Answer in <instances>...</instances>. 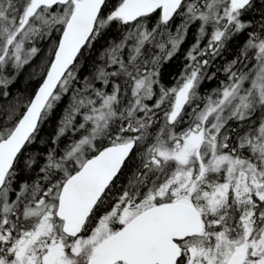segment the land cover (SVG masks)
Wrapping results in <instances>:
<instances>
[{
	"label": "trees",
	"instance_id": "16d2710c",
	"mask_svg": "<svg viewBox=\"0 0 264 264\" xmlns=\"http://www.w3.org/2000/svg\"><path fill=\"white\" fill-rule=\"evenodd\" d=\"M122 2L105 0L89 40L4 180L0 189L2 261H10L13 252L9 254L8 249L35 230L47 211L52 215L54 239L50 234L40 237L34 246L43 250L59 242L65 256L70 254L74 239L61 233L54 216L60 187L87 159L110 145L130 143L132 149L82 233L108 212L129 206L138 209L136 215L154 204L174 202L169 194L147 202L181 167L160 153L176 151L182 139L198 128L206 108L213 109L208 119L221 113L220 127L210 144L215 154L264 169V75L258 78L257 74L264 52V0L243 6H235L232 0H184L168 22L155 11L130 23L120 15ZM31 4V0H0V22L19 26ZM74 8L73 1L38 4L25 23L20 61L13 59L9 49L3 57L5 35L0 36V142L13 131L42 82ZM187 82L191 87L184 107L170 121L176 92ZM227 90H233L228 100L223 97ZM225 180L224 169L199 176L196 194L201 198ZM251 194L249 202L241 204L232 188L228 190L211 217L217 229L228 227L234 232L230 237L237 236L247 208L255 221L264 218V195ZM199 202L191 204L201 210L208 232L209 217ZM117 220L113 217L110 223L113 232L122 225ZM77 255L85 254L70 256Z\"/></svg>",
	"mask_w": 264,
	"mask_h": 264
},
{
	"label": "water",
	"instance_id": "95a60500",
	"mask_svg": "<svg viewBox=\"0 0 264 264\" xmlns=\"http://www.w3.org/2000/svg\"><path fill=\"white\" fill-rule=\"evenodd\" d=\"M70 1L75 8L67 18L58 39L52 60L42 82L35 91L13 131L0 142V189L22 147L34 133L41 113L53 96L78 53L89 40L105 0H36L43 6L64 5ZM184 0H123L120 14L127 23L159 11L168 22ZM243 6L251 0H233ZM187 87L178 95V103L170 113L173 121L186 102ZM130 143L113 144L87 159L61 185L55 216L61 230L76 238L97 201L119 172L131 152ZM202 230L196 207L174 201L154 204L133 217L113 233L102 245L99 264H176L181 257L179 242ZM243 251L236 252L227 264H243Z\"/></svg>",
	"mask_w": 264,
	"mask_h": 264
},
{
	"label": "rangeland",
	"instance_id": "374dc122",
	"mask_svg": "<svg viewBox=\"0 0 264 264\" xmlns=\"http://www.w3.org/2000/svg\"><path fill=\"white\" fill-rule=\"evenodd\" d=\"M31 1V7L26 10L21 20H19V26L13 24L12 21L3 20V24L0 22V36L5 35L3 57L9 49L10 55H13L15 61L21 60L19 56V52L22 49L21 40L25 38V33L27 32L25 23L34 8L39 4L36 0ZM232 2L234 1L232 0ZM234 5L237 6L236 4ZM257 74L258 78L264 75V52L259 57ZM184 86L187 87L188 94L191 82L185 83L176 92L175 106L178 103V95ZM232 91H225L223 97L227 100L230 99L233 97ZM212 111V108L204 110L199 119L198 128H194L182 139V144L176 151H161V156L175 159L181 167L174 177L161 190L157 191V194L149 196L147 202L150 204L158 197H165L166 194H169L168 196L173 201L190 204L193 200L201 199V202H199L202 206L201 209L209 217V226L207 228L209 233L207 232L206 235L204 234L195 242L205 245V249L200 247L190 249L189 243H187L190 254L181 264H226L238 250H243L246 253L243 264H264V218L260 217L258 221H255L256 219L253 218L247 208L248 204L245 205L247 210L244 209L240 218V230H237V233H235L237 236L235 235L233 238L230 237L232 230L230 231L228 227L225 229L221 228V230L217 229V222L211 219V217L214 218V212L223 203L230 188H232L238 203L241 204L249 202L251 199L249 195L252 196L251 193H254L259 198L264 195V184L262 182L264 169L257 170L255 165L249 162L215 154V150L210 144L214 143L215 134L220 127L221 121L219 119L221 118V113H215L208 119L209 113H212ZM206 156L208 158H205ZM261 164L264 167V163ZM219 169H224L226 173L225 183L214 187L210 193H202L200 195L201 198H199L198 194H196L199 176L204 178L210 171L215 172ZM137 210L135 207L128 206L121 209L118 213H106L88 232L85 231V236L78 237L71 242L69 255L65 256L64 246L61 243L52 242L46 245V250L42 252V264H71L70 257L72 256L70 255L81 253L85 254L80 260L81 263L85 261V264H98L97 258L100 249L113 232V228L110 227L113 217H117L118 223L124 224L135 216V213L138 212ZM51 217V212L43 213L36 229L23 235L8 249L9 254L13 252L15 260L11 263L10 261L0 260V264H31L36 258L35 251L38 248L34 246L35 242L40 237L49 236V234L54 239V236H52L53 223ZM227 231L229 232L226 233ZM210 234H213L214 238Z\"/></svg>",
	"mask_w": 264,
	"mask_h": 264
},
{
	"label": "flooded vegetation",
	"instance_id": "af4514ba",
	"mask_svg": "<svg viewBox=\"0 0 264 264\" xmlns=\"http://www.w3.org/2000/svg\"><path fill=\"white\" fill-rule=\"evenodd\" d=\"M56 209V208H55ZM198 210V209H197ZM198 213H199V215H200V218H201V220H202V230H201V232L198 234V235H196V236H190V237H188V238H186V239H184L183 241H181V242H179L178 244H179V246H180V249H181V257L178 259V261H177V263L176 264H181L182 262H183V260L186 258V257H188V255L190 254V252L188 251V250H190V249H193V248H195V247H200V248H202V249H205L204 248V246L205 245H200L199 243H196L195 242V240H197L198 238H200L201 236H203L204 234L206 235V231H205V224H204V220H203V218H202V215H201V213H200V211L198 210ZM54 216H55V210H54ZM55 218H56V216H55ZM132 219V218H131ZM130 219V220H131ZM56 220L59 222V228H60V231H61V233L66 237V238H68V239H76V238H78V237H81V236H85V234L84 233H80V235H78L76 238H69V237H67L63 232H62V230H61V225H62V223H61V221H59L57 218H56ZM127 223V222H126ZM126 223H124V224H126ZM124 224H122L121 225V227L124 225ZM120 227V228H121ZM119 229V228H118ZM117 229V230H118ZM117 230H115L114 232H116ZM83 231V230H82ZM113 232V233H114ZM112 233V234H113ZM209 233V232H208ZM111 234V235H112ZM210 236L212 237V238H214L213 237V235L212 234H210ZM54 243H59V242H54ZM187 243H189V248H187ZM44 250H46V247H43V250L42 249H40L39 247L38 248H36V251H35V253L37 252V251H39L40 252V254H36V258H34V260L31 262V264H42V252L44 251ZM238 251H241V250H238ZM238 251H236V252H238ZM243 251V250H242ZM235 252V253H236ZM244 252V255L246 256V253H245V251H243ZM234 253V254H235ZM233 254V255H234ZM232 255V256H233ZM231 256V257H232ZM230 257V258H231ZM11 259H10V263L11 262H13L14 260H15V256L14 255H12L11 257H10ZM70 259H71V264H85L86 262L85 261H83L82 263L80 262V260L82 259V257H80V256H73V257H70ZM230 260V259H229ZM228 260V261H229ZM228 261H227V263H228ZM244 261H245V259H244ZM97 262H98V258H97ZM226 263V264H227ZM244 263V262H243ZM99 264V263H98ZM116 264H123V263H116Z\"/></svg>",
	"mask_w": 264,
	"mask_h": 264
},
{
	"label": "bare ground",
	"instance_id": "6f19581e",
	"mask_svg": "<svg viewBox=\"0 0 264 264\" xmlns=\"http://www.w3.org/2000/svg\"><path fill=\"white\" fill-rule=\"evenodd\" d=\"M185 87V86H184Z\"/></svg>",
	"mask_w": 264,
	"mask_h": 264
}]
</instances>
